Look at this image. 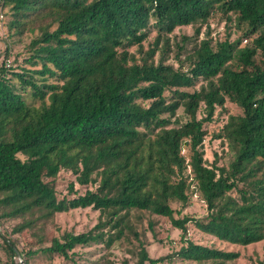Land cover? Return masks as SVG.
I'll return each instance as SVG.
<instances>
[{
	"label": "trees",
	"instance_id": "trees-1",
	"mask_svg": "<svg viewBox=\"0 0 264 264\" xmlns=\"http://www.w3.org/2000/svg\"><path fill=\"white\" fill-rule=\"evenodd\" d=\"M0 12L9 38L30 37L20 61L0 65V226L17 221L15 235L58 213H99L89 231L51 237L36 250L20 252L0 235L8 264H19L17 256L23 264L36 256L73 262L77 247L120 242L133 247L132 264L239 258L194 243L188 224L230 245L264 241V0H0ZM215 17L241 37L207 32L199 40ZM186 26L194 38L175 44V67L166 63L169 36ZM216 113L226 115L215 135L224 148L209 162L204 141ZM61 171L86 190L70 183L68 196H59ZM192 191L206 214L179 217ZM144 215L180 231L174 254L149 256L139 230Z\"/></svg>",
	"mask_w": 264,
	"mask_h": 264
},
{
	"label": "rangeland",
	"instance_id": "rangeland-1",
	"mask_svg": "<svg viewBox=\"0 0 264 264\" xmlns=\"http://www.w3.org/2000/svg\"><path fill=\"white\" fill-rule=\"evenodd\" d=\"M5 22V18L3 16L1 17L0 12V65L4 63L6 67H8L14 64V59H18V61L21 60L22 55H24L25 47L30 41V37L22 36L21 38H9ZM207 32H209L212 38L219 40L225 39L227 35L231 41L241 37L240 30L236 29L234 24L230 23L229 25L224 21H220L218 17L210 19L208 27L203 26L201 28L198 39H202ZM154 36V32L150 34L148 39L143 43L141 49H139L141 52L147 50L149 42H152ZM183 36L194 38V28L191 26L178 27L169 36L171 52L168 55L166 63L173 64L175 67H177V61L174 58L176 52L175 44L180 42ZM10 41L14 43L10 44ZM8 43L10 44V50L9 56L6 57L5 50ZM193 44V40L186 44V51L183 52L181 58H184L188 54ZM247 45L248 40H242L240 48H245ZM139 50L136 47L130 49L131 52H136L137 56L141 55ZM157 59L158 55L156 54L155 60ZM233 62L235 64V59ZM198 88L199 86L195 87V89ZM189 91L191 92L193 89H189ZM226 108H229L228 110L232 114L238 113V110L230 104H227ZM179 113H181V111H179ZM225 121L226 115L216 113L213 122L206 127L208 134L204 141V151L205 158L209 162H212L215 154L219 156L224 148L220 140L215 138V135L221 129ZM70 183H73L74 189L79 194H82L86 190L85 187H81L76 183L73 175L69 172L61 171L56 181V188L59 196H68V185ZM191 193L190 202L188 206L181 211L179 217L185 214L192 217L205 216V205L201 201L198 193L194 191ZM172 206L175 209L181 208L180 204L176 202L172 203ZM98 216L99 213L91 208L71 210L66 213L56 214L53 219L40 225L37 229L24 230L21 234L15 235L10 234V231L17 221L9 220L5 221L3 225L0 226V235L10 238L20 252H26L28 250H36V248L47 246L51 237L59 238L65 232L73 234L87 232L97 224ZM149 221L153 223L151 229L149 227ZM139 230L143 231L145 234L144 239L147 242V251L152 259L172 255L182 246L180 242V231L173 228L166 218L144 215ZM40 236H43L45 242L39 241ZM187 238L196 244L239 253V258L234 261V264H264V241L246 247L230 245L220 242L212 236L200 233L192 224L187 225ZM1 245L2 239L0 238V264H8L7 256ZM132 248L133 247L125 242L115 243L110 249L103 247L101 244H91L85 248H75L72 254L73 262L65 261L60 257H53L52 260H48L47 258L36 256L29 261V264H132L131 262H134V259L130 257L129 253V250ZM19 258L20 257L17 256L14 261L19 262ZM158 264L194 263L184 261L174 256Z\"/></svg>",
	"mask_w": 264,
	"mask_h": 264
},
{
	"label": "built area",
	"instance_id": "built-area-1",
	"mask_svg": "<svg viewBox=\"0 0 264 264\" xmlns=\"http://www.w3.org/2000/svg\"><path fill=\"white\" fill-rule=\"evenodd\" d=\"M18 263L22 264V260L20 258H19V262Z\"/></svg>",
	"mask_w": 264,
	"mask_h": 264
}]
</instances>
